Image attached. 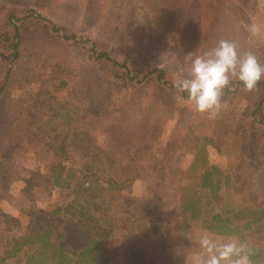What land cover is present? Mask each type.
I'll return each instance as SVG.
<instances>
[{"label": "rangeland", "instance_id": "obj_1", "mask_svg": "<svg viewBox=\"0 0 264 264\" xmlns=\"http://www.w3.org/2000/svg\"><path fill=\"white\" fill-rule=\"evenodd\" d=\"M16 26L17 58L3 40ZM220 40L264 65V0H0V264L38 258L37 245L14 240L44 227L60 248L102 236L96 264H198L204 233L264 264V218L238 235L205 224L218 212L264 214V85L232 79L214 118L175 87ZM207 166L215 192L199 185ZM197 188L203 215L193 218L181 195ZM44 257L32 264H69L52 248Z\"/></svg>", "mask_w": 264, "mask_h": 264}, {"label": "clouds", "instance_id": "obj_2", "mask_svg": "<svg viewBox=\"0 0 264 264\" xmlns=\"http://www.w3.org/2000/svg\"><path fill=\"white\" fill-rule=\"evenodd\" d=\"M249 31L256 35L260 29L253 24ZM188 74V78L178 80L175 87L187 93L195 111L206 112L214 118L222 106V91L230 81L236 79L246 90H254L264 79V65L251 52L238 53L234 42L220 40L215 47L190 59ZM199 246L202 253L198 264H251L247 246L236 239L221 241L204 233Z\"/></svg>", "mask_w": 264, "mask_h": 264}, {"label": "trees", "instance_id": "obj_3", "mask_svg": "<svg viewBox=\"0 0 264 264\" xmlns=\"http://www.w3.org/2000/svg\"><path fill=\"white\" fill-rule=\"evenodd\" d=\"M16 14L14 12H11L9 14L10 20L16 19ZM51 29H53L55 32H59L60 27L56 25L54 22L49 26ZM64 28V27H62ZM65 29V28H64ZM5 38L3 39L5 42L6 49L9 51H13V56L17 58L19 56V45L20 41L18 39V36L21 38V34L19 32V27L16 26V33L10 34L8 32L5 33ZM7 42L9 44H7ZM99 58L106 57L109 61L115 63L117 62L115 59L111 58V55L103 50L102 52L98 53ZM119 63V62H118ZM164 71L160 70L158 72V79H163ZM264 85V80L260 81ZM186 93V92H184ZM187 95V93H186ZM262 155L264 156V149L262 151ZM64 170L65 166L61 167H54L52 169L53 175L55 177V184L56 185H64L66 182V177L64 176ZM200 188L206 189L210 188L212 192H215L216 189L219 187V177L217 173V168L215 166L209 167L207 166L201 174V182H200ZM122 185H118V189H121ZM199 188H197V193L194 194H185L183 193L181 195V210L184 215H190L193 218H200L203 215V199L198 194ZM243 208L242 206L240 209ZM243 211V210H241ZM233 211L232 216H226L224 217V214L222 212L214 213L210 215L208 219L205 220V224L207 229L213 230L219 233H230V234H242L247 229L253 227L254 225H257L259 221H261L264 218V214H261L259 210H249L250 215L245 220H240L238 218V213ZM82 217L86 218V221L88 220V217L85 213L80 212ZM260 213V214H259ZM85 215V216H84ZM238 218V219H237ZM93 219V217L91 218ZM53 236V229L51 227H44L39 232H36L32 236H26L22 239H15L14 240V246H23L25 243H29L30 245H37L36 250L34 252V255L32 257L38 256L35 260L40 261L42 263H45L46 258H41V256H46L48 253V250L52 248V256L54 258V261H57L55 258L60 257L62 262H69V264H96L97 257H99L105 250L106 245L104 238L102 236H92L89 235L85 240V243L82 247L78 249H69V248H60L59 246H56L52 240ZM31 238L28 242V239ZM40 250V251H39ZM15 248L13 247L9 255H15ZM253 256H256L253 255ZM34 259L29 260L27 264H32ZM34 264H37V262H34Z\"/></svg>", "mask_w": 264, "mask_h": 264}]
</instances>
